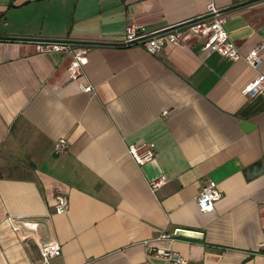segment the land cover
<instances>
[{"label":"crops","instance_id":"0c3cea01","mask_svg":"<svg viewBox=\"0 0 264 264\" xmlns=\"http://www.w3.org/2000/svg\"><path fill=\"white\" fill-rule=\"evenodd\" d=\"M209 3L241 56L261 45L256 71L186 30L155 55L121 45L126 26L166 30ZM40 42L81 45L80 76ZM256 73L264 0H0V264H41L44 243L59 250L48 264H166L156 250L184 264H264V100L240 94ZM132 144L152 146V159L136 165ZM209 181L219 199L199 212ZM177 230L199 237L157 239Z\"/></svg>","mask_w":264,"mask_h":264},{"label":"built area","instance_id":"2783aa9c","mask_svg":"<svg viewBox=\"0 0 264 264\" xmlns=\"http://www.w3.org/2000/svg\"><path fill=\"white\" fill-rule=\"evenodd\" d=\"M223 18L220 12L209 3L205 6L203 14L184 24L172 27L166 30L153 32L150 34H141L133 30L132 27L126 26L124 34L121 39L122 46H129L137 44L149 55H155L161 51L166 44H176L181 32L186 30L201 38V49L208 53H215L220 58L228 61L242 60L246 66L256 71L260 64V56L258 50L261 45L258 44L255 48L250 50L244 56H241L232 43L229 41L222 25ZM36 49L42 53H67L70 55V61L66 66V77L69 80H76L80 76V60L84 54V48L75 43L70 42H40L37 43ZM81 92H89V86H78ZM240 94L245 98H252L260 96L264 100V74L256 73L255 77L248 82L240 91ZM64 145L63 140H58L55 149L62 151ZM152 146L140 151L135 145H128L126 147L127 154L136 165H142L149 162L152 157ZM164 180L159 177L150 183V188L155 189L162 185ZM219 199V194L212 182H208L194 197V204L199 212H205L211 209L214 202ZM67 199L65 196L55 192L52 198L53 214L61 215L66 212ZM17 218L8 217L7 220L11 224L13 231H17L15 226ZM19 225L26 229L33 231L36 224L19 219ZM175 237L174 234H160L158 240H171ZM264 248V245H262ZM38 256L41 264H48L51 258L59 255L58 246L55 243H44L37 247ZM154 257H160L165 260L166 264H184V260L174 252H164L156 250L153 253ZM149 264V263H145Z\"/></svg>","mask_w":264,"mask_h":264},{"label":"water","instance_id":"95a60500","mask_svg":"<svg viewBox=\"0 0 264 264\" xmlns=\"http://www.w3.org/2000/svg\"><path fill=\"white\" fill-rule=\"evenodd\" d=\"M174 235H176V236H183V237H190V238H197V237H199V235L196 234V233L182 231V230L175 231L174 232Z\"/></svg>","mask_w":264,"mask_h":264}]
</instances>
